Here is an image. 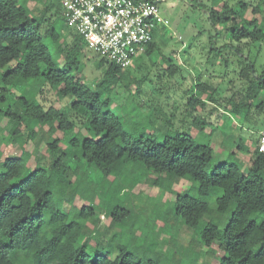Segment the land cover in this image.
I'll use <instances>...</instances> for the list:
<instances>
[{
	"label": "trees",
	"instance_id": "obj_1",
	"mask_svg": "<svg viewBox=\"0 0 264 264\" xmlns=\"http://www.w3.org/2000/svg\"><path fill=\"white\" fill-rule=\"evenodd\" d=\"M204 1L186 2L202 10L214 28L210 48L221 54L232 50L238 56L239 75L251 87L244 93L248 98L234 102L231 111L245 114L255 93L264 91V69L258 72L239 44L264 40V3L253 6L237 0L217 6L216 0ZM50 2L45 0L42 8H29L28 0H0V126L9 127L11 135L23 141L35 138L33 122L47 127L41 138L49 152V164L43 166L39 158L34 167L26 164L25 151L0 161V264H159L168 258L162 254L137 257L119 245L115 257L90 254L86 244L78 241L90 231L86 221L96 208L93 199L99 186L105 185L111 197L117 195L124 178L121 170L134 165L163 182L186 179L191 183L175 194L173 213L187 227H199L203 246L218 243L222 252L218 264H264V153L255 146L246 171L237 162L225 161L209 168L212 148L195 142L189 134L174 131L159 140L153 133H128L110 110L109 97L104 96L117 83L122 67L99 58L98 64L107 65L103 80L89 88L77 76L85 43L71 30L66 34L71 37L70 44L65 36L61 39L65 33L54 27L56 14L53 19L47 17ZM219 25L228 40L216 47ZM158 29L144 47L146 55L155 49ZM45 85L58 98H70V115L40 102L37 96ZM197 86L203 93L209 89L206 83ZM25 88L30 96L23 94ZM192 100L205 104L198 97ZM57 131L61 135L53 136ZM70 158L83 160L86 166L76 189L67 195L76 173L68 165ZM88 167L100 173L98 182L91 180ZM158 181L156 186L163 185ZM73 194L89 201L90 206L65 209L62 202L72 203ZM103 207L112 224L127 213L106 200ZM95 235L102 247L114 241L110 237L104 242L97 230Z\"/></svg>",
	"mask_w": 264,
	"mask_h": 264
},
{
	"label": "rangeland",
	"instance_id": "obj_2",
	"mask_svg": "<svg viewBox=\"0 0 264 264\" xmlns=\"http://www.w3.org/2000/svg\"><path fill=\"white\" fill-rule=\"evenodd\" d=\"M156 1L163 24L155 37V49L150 55L144 51L138 53L130 65L121 68L117 83L108 95L104 94L110 99V110L119 116L124 129L134 136L153 133L161 140L164 135L174 131L183 132L192 136L195 142L212 148L209 168L225 161L237 162L239 168L246 171L252 162L258 131L264 126V91L255 93L245 114L232 112L233 103L240 98L245 101L248 95L244 93L251 87L249 81L241 79L239 75L240 65L236 53L228 50L221 54L210 48L209 37L214 35L215 30L202 10L191 6L187 0ZM245 1L253 6L264 3V0ZM222 2L234 4L237 0H216L215 5L220 6ZM44 3L45 0H28V7L42 8ZM60 3L61 0H51L47 17L49 15L53 19L56 14L54 27L65 33L62 39L69 34L70 28L62 18ZM204 3H208V0ZM162 27H166L167 31ZM217 29L219 36L215 46L219 47L228 39L221 25ZM66 39L70 44L71 37L67 36ZM239 45L243 54L254 62L256 70H263L264 40L243 41ZM98 59L92 49L84 47L77 76L91 89L101 83L107 66L98 64ZM199 83H206L209 89L201 92L197 86ZM211 88H214L212 92ZM41 90L37 98L45 107L62 109L70 115L69 97L58 98L56 92L47 85ZM23 94L30 96L29 89L25 88ZM192 97L202 99L205 104L196 103ZM190 100L191 104L188 103ZM259 105H262L261 109ZM80 125V122H76V126ZM31 126L37 134L27 141L18 135L12 136L9 127L5 129L0 126V161L8 156L18 157L25 151L26 160L23 161L26 164L34 167L38 158L41 159V166L49 164V152L41 138L47 127L41 128L35 122ZM59 135L61 133L57 131L53 136ZM239 143L241 147H238ZM60 146L66 147L63 143ZM68 153L72 155L69 149ZM68 165L76 169L72 185L67 190V195H72L86 163L70 158ZM88 168L91 180L98 182L100 173ZM120 176L124 178L120 180L122 186L117 195L111 197L106 186L101 185L93 199L96 208L86 221L90 231L78 240L86 244L87 252L115 257L119 245L137 257L166 255L164 257L168 258H162L159 264L219 263L222 252L218 243L213 242L209 248L203 246L199 227L189 228L174 216L175 194L189 188L191 183L188 180L163 182L161 178L156 179L157 175L143 171L137 165L122 169ZM156 180L163 185L156 186ZM73 195L72 203L67 200L62 202L65 209L90 206L89 201ZM105 200L119 204L127 211L126 214H120L119 221L114 224L103 207ZM95 230L100 232L104 242L110 237L114 241L102 247L97 243Z\"/></svg>",
	"mask_w": 264,
	"mask_h": 264
},
{
	"label": "built area",
	"instance_id": "obj_3",
	"mask_svg": "<svg viewBox=\"0 0 264 264\" xmlns=\"http://www.w3.org/2000/svg\"><path fill=\"white\" fill-rule=\"evenodd\" d=\"M62 18L99 58L119 67L131 64L162 26L152 0H61ZM256 147L264 153V126Z\"/></svg>",
	"mask_w": 264,
	"mask_h": 264
}]
</instances>
